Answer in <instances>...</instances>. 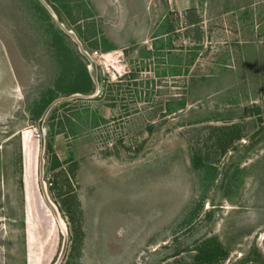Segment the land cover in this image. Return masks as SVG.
Listing matches in <instances>:
<instances>
[{"label": "rangeland", "instance_id": "1", "mask_svg": "<svg viewBox=\"0 0 264 264\" xmlns=\"http://www.w3.org/2000/svg\"><path fill=\"white\" fill-rule=\"evenodd\" d=\"M135 1L126 17L95 18L126 43L94 49L107 60L98 57V87L80 93L92 96L50 109L63 132L48 135L45 118V198L29 109L40 110L53 80L61 91L87 84L63 74L83 56L39 0H0V264L264 262V0H191L140 19ZM138 19L155 22L154 34L142 27L135 38ZM48 139L58 165H48ZM206 240L227 256L196 259Z\"/></svg>", "mask_w": 264, "mask_h": 264}, {"label": "trees", "instance_id": "2", "mask_svg": "<svg viewBox=\"0 0 264 264\" xmlns=\"http://www.w3.org/2000/svg\"><path fill=\"white\" fill-rule=\"evenodd\" d=\"M80 1H83L85 3V9L81 8L80 5L82 3ZM85 1H87V0H71V1H69L70 5H68V4H66L67 1H64V0H55L53 3L50 2L49 0H47V2L54 9V11L57 14V17L60 21L69 22V21H71L70 18L72 17L71 22H74L76 24H74V23H73L74 25L71 24L72 26H70V28H72V30H74L77 33V35L80 39H81V37L87 38V36L89 34H91V35L96 34L97 32L95 31V29H98V28H96L97 23L95 21V18L93 16H89L87 13L88 10L86 11V7L88 8V4H86ZM39 5H38V7L41 6V5L40 6ZM41 7L44 9L43 6H41ZM72 9H75L77 12L74 13L72 11ZM81 20H84V21H81ZM80 23H83V24H80ZM67 24L68 23H66V25ZM90 24H92L91 27H90ZM67 26H69V25H67ZM60 32H61L62 36H64L65 38L67 37V35L64 32H62V31H60ZM96 39H97V37H96ZM100 40H101V38H100ZM97 42H98V39L95 40V42H94L96 44L95 46H97ZM86 49H88V51H90L89 48L86 47ZM72 53L73 52L70 50V53L68 55H71ZM77 54H79V52ZM73 56H74V54L71 55V57H73ZM66 63H67L66 64L67 66L64 67V72H63L64 76H70L73 78L77 74V76L80 80L85 78L87 80V84H85L83 86H79V84H78L77 85L78 87L74 88L72 90H70L66 87H63V89H66L67 91L66 90L61 91L62 88L61 89L58 88V83L56 82L57 80H53L54 85L52 84L51 86H49V83H48V87H47L48 89L47 90L50 91V94L48 93V95H46V99H45L43 106H41L39 111L35 110L34 108L29 109L30 117L32 120H39V118H40L41 114L43 113L44 109L46 108V106L55 97L59 96L60 93L61 94H71V93L90 94L94 91V83H93V81L89 75V72L87 69L88 62L86 61V59L84 57H82L81 60L80 59L74 60V62H72V59H71L70 61L68 60ZM82 71L85 74L84 76L82 74H80ZM55 92H57V96L55 95ZM45 94H46V92H45ZM53 116H54V114L48 115V117H47L48 120L46 119V130L48 132V135L54 134V132L60 133V132L64 131L61 127H58V129L57 128L55 129V125L53 123H51ZM263 130H264V128L261 127V129H259V132H261ZM253 135H255V133ZM253 135H252V137H253ZM254 141L255 140L252 141V144H254ZM46 151L50 155L52 154L51 157H48V161H47L48 165L51 163L52 160H56V163H57L56 165H58V163H62V162H59V159L57 158V156L55 154H53L52 146H51V143L49 142V139H48L47 144H46ZM193 161H194V158H193ZM202 162H203L204 167L206 166V168H208L209 170H212V171L214 170V168L212 166L206 164L204 161H202ZM257 163H259V162L257 160H255L254 165H256ZM195 166L200 168L198 165H195ZM53 167L54 166H52L51 168L53 169ZM47 169L50 170L49 167ZM47 169H46V172H47ZM236 169H238V168L235 167L234 169H231L233 176H234L235 172L238 171ZM212 171H211L210 179L214 178V176H213L214 171L213 172ZM203 177H205V176L203 175ZM210 241L211 240H206V242H202L201 244L196 245L195 248H197L198 251L200 252V254L199 253L196 254V256H195L196 259H199L201 257H210V256H212L213 258H218V256H217L218 253L223 254V256H227L228 252L225 250V248H222L223 246H221L219 243H216V244L210 243ZM255 248H256V246H253L252 249H255ZM252 249L250 248V250L248 251L246 256L242 257V261L248 262L250 260H253L251 255H250V253L252 251L254 252V250H252ZM202 251H205L206 253H203ZM260 264H264V262L260 261Z\"/></svg>", "mask_w": 264, "mask_h": 264}, {"label": "crops", "instance_id": "3", "mask_svg": "<svg viewBox=\"0 0 264 264\" xmlns=\"http://www.w3.org/2000/svg\"><path fill=\"white\" fill-rule=\"evenodd\" d=\"M47 2V0H45ZM50 2H54L55 0H49ZM89 2L88 4V15L89 16H93L94 18L96 17H99V16H106L110 13L109 11L110 10H113V9H117L118 11H120V17H126L125 14H124V10L126 11H129L131 12V9L129 7L126 6L125 3H128L130 5H132V2L134 3H137L138 1H135V0H124L122 4L121 1L122 0H119V4L117 7H114L113 4L111 3L112 0H106L104 2H106L107 4L103 3V6H101L99 3H100V0H87ZM142 1V4L143 7H142V11H137L138 14H134V15H137L140 19V17L142 15H146V13H149V15H151V13L153 14L155 12V10L157 11V14H158V10L161 9L162 12H163V15L164 17L166 15L169 14V12H173L175 10L177 11H180V12H184L185 9L189 6V4L191 3V0H162V4L161 6H156V2H160V0H141ZM151 1V3H150ZM47 4L49 5V7L52 9L53 11V14L57 17V14L55 13L54 9L52 8V6L47 2ZM204 4L206 5V3L204 2ZM44 7V6H43ZM194 8V7H193ZM44 9L47 11V9L44 7ZM195 9V8H194ZM145 10V11H144ZM197 10V9H196ZM144 11V12H143ZM143 13V14H142ZM131 16V13L129 14ZM243 18V17H242ZM138 19V20H139ZM167 19H165L164 21H166ZM96 21V20H95ZM142 22V21H141ZM97 23V27L98 29H95V31L97 32L96 34H89L87 36V38H84V37H81V39L78 37L77 33L75 32V34L77 35L78 39L81 41V43L83 44V46L86 48H91V49H99V50H107V51H112V50H117V49H121V48H124L122 45L126 43V39L123 41V42H120V41H116L115 38H113L111 36V27L112 26H108L106 30H108L109 32V35H105L104 33V30L102 27H100V24L99 22H96ZM165 23V22H164ZM168 26H170V24H167ZM103 26V25H102ZM124 23L121 24V30H119V36H126L127 33H126V30L127 27H124ZM132 26H134V28H132V30L134 31V37L136 38L137 36V31L139 29H141L142 27L145 28V31L144 32H151L152 34H154V32L156 31L155 29V22L154 24H149V21L146 22H142L140 24V20H139V23L136 24V21L135 22H132ZM158 26V25H157ZM139 28V29H138ZM160 28V25L158 26V29L159 30ZM124 29V30H123ZM167 29V28H166ZM73 31V30H72ZM161 32L162 33H167V30H162L161 29ZM121 33H124V35H121ZM104 35L102 36V40H99L98 38V42H97V46H95L96 44L94 43L96 39V37H98L99 35ZM107 40V43L105 44L103 41ZM159 39L155 40V41H158ZM134 41V40H133ZM135 42H133L132 44H134ZM160 43H157L156 46H159ZM94 47V48H93ZM158 50V48H156Z\"/></svg>", "mask_w": 264, "mask_h": 264}, {"label": "water", "instance_id": "4", "mask_svg": "<svg viewBox=\"0 0 264 264\" xmlns=\"http://www.w3.org/2000/svg\"><path fill=\"white\" fill-rule=\"evenodd\" d=\"M40 3L53 15V11L52 9L49 7V5L47 4V2L45 0H39ZM56 17V16H55ZM56 23L57 25L61 28V30L66 33L77 45L78 51L80 52V54L86 59V61L88 62L87 65V69L89 72V75L95 85V87H98V68H97V64L95 62V60L91 57L90 53L84 48L83 44L81 43V41L78 39L77 35L75 34L74 31H72L71 29H68L62 22H60L58 20V18L56 17ZM94 95V94H93ZM92 95H83L80 93H75V94H71L69 96H65V97H57L54 100H52L47 107L44 109L40 119L38 120V129L41 133V158H40V184H41V188L42 191L44 193L45 198H47V191H46V184L43 180V175H44V167H43V151L45 148V139H44V129H43V123L45 121V118L47 117V114L49 113L50 109L57 104L58 102H61L63 100H68V99H72L75 97H91ZM50 202V201H49ZM52 206V209L54 211V213L56 214V216L59 215V212L57 211L56 207L52 204V202L50 203ZM65 237V236H64ZM67 239L64 238V242H63V249L65 248L66 245V241ZM63 254V252H62Z\"/></svg>", "mask_w": 264, "mask_h": 264}, {"label": "built area", "instance_id": "5", "mask_svg": "<svg viewBox=\"0 0 264 264\" xmlns=\"http://www.w3.org/2000/svg\"><path fill=\"white\" fill-rule=\"evenodd\" d=\"M89 53H90L91 57H92V58L95 60V62L97 63V66H98V65L101 66V61L98 60V57L107 60V58L105 57V54L102 53V52H100V51H98V50H93V51H91V52H89ZM106 55H108V54H106ZM35 130H36V135H37V137L40 138V137H41V133H40L39 129H38V128H35Z\"/></svg>", "mask_w": 264, "mask_h": 264}, {"label": "bare ground", "instance_id": "6", "mask_svg": "<svg viewBox=\"0 0 264 264\" xmlns=\"http://www.w3.org/2000/svg\"><path fill=\"white\" fill-rule=\"evenodd\" d=\"M58 217H59V221H61V222H62V220H61L62 218H60V216H58ZM63 225H64V223H63ZM63 227H64V226H63Z\"/></svg>", "mask_w": 264, "mask_h": 264}, {"label": "clouds", "instance_id": "7", "mask_svg": "<svg viewBox=\"0 0 264 264\" xmlns=\"http://www.w3.org/2000/svg\"><path fill=\"white\" fill-rule=\"evenodd\" d=\"M97 64V63H96ZM97 68H98V66H97Z\"/></svg>", "mask_w": 264, "mask_h": 264}]
</instances>
